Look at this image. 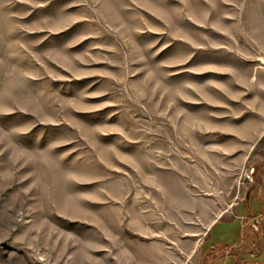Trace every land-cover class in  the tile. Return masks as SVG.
<instances>
[{
  "label": "rangeland",
  "instance_id": "rangeland-1",
  "mask_svg": "<svg viewBox=\"0 0 264 264\" xmlns=\"http://www.w3.org/2000/svg\"><path fill=\"white\" fill-rule=\"evenodd\" d=\"M263 254L264 0H0V264Z\"/></svg>",
  "mask_w": 264,
  "mask_h": 264
},
{
  "label": "crops",
  "instance_id": "crops-1",
  "mask_svg": "<svg viewBox=\"0 0 264 264\" xmlns=\"http://www.w3.org/2000/svg\"><path fill=\"white\" fill-rule=\"evenodd\" d=\"M218 218H220V215L216 216V218H214L213 220H211L208 223V225L206 227V231H208V234H207L208 236H206L205 239L199 238V241L197 242V245H196V247L199 246V248H197L195 255H212L211 250L215 246L210 247L209 245L216 243L218 240L220 241V239H217V236H215V238H212L211 232L214 228L216 229L217 235L219 233H222L225 231H226V235H227L229 233V231H233V233H235L234 235L236 236V238H238V242L236 243V245L234 244V245L229 246V245H227V242L223 241V244L225 245L224 246L225 251H223V253L221 255H231V256L243 255L244 249H243V247L241 248V246H243L244 244H249V243H251V240H253V238L251 236H248V233H246V230H248V228H246V226H245V224H246L245 215L243 213L239 214V212H237V213H232L230 215V217H227L225 219L220 220ZM256 233L258 234L259 232H256ZM205 243L208 244L207 245V247L209 246L208 248H206V247L204 248ZM228 249H230V250L235 249L236 251L235 252L228 251ZM251 254L252 255H260L259 252L256 253L253 250L251 251Z\"/></svg>",
  "mask_w": 264,
  "mask_h": 264
},
{
  "label": "water",
  "instance_id": "water-1",
  "mask_svg": "<svg viewBox=\"0 0 264 264\" xmlns=\"http://www.w3.org/2000/svg\"><path fill=\"white\" fill-rule=\"evenodd\" d=\"M253 186H254V185H251L250 188H252ZM250 188H249V189H250ZM249 189H248V190H249Z\"/></svg>",
  "mask_w": 264,
  "mask_h": 264
}]
</instances>
